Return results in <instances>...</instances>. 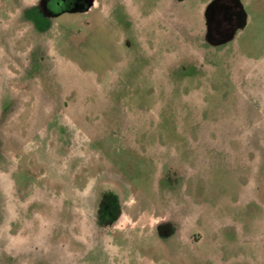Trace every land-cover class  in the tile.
I'll return each mask as SVG.
<instances>
[{
	"label": "rangeland",
	"instance_id": "374dc122",
	"mask_svg": "<svg viewBox=\"0 0 264 264\" xmlns=\"http://www.w3.org/2000/svg\"><path fill=\"white\" fill-rule=\"evenodd\" d=\"M214 1L0 0V264H264V0Z\"/></svg>",
	"mask_w": 264,
	"mask_h": 264
},
{
	"label": "flooded vegetation",
	"instance_id": "af4514ba",
	"mask_svg": "<svg viewBox=\"0 0 264 264\" xmlns=\"http://www.w3.org/2000/svg\"><path fill=\"white\" fill-rule=\"evenodd\" d=\"M47 17H58L63 12H86L92 6L91 0H42ZM233 0H216L209 8L212 34L221 39L238 28L243 12Z\"/></svg>",
	"mask_w": 264,
	"mask_h": 264
},
{
	"label": "crops",
	"instance_id": "0c3cea01",
	"mask_svg": "<svg viewBox=\"0 0 264 264\" xmlns=\"http://www.w3.org/2000/svg\"><path fill=\"white\" fill-rule=\"evenodd\" d=\"M214 1V0H213Z\"/></svg>",
	"mask_w": 264,
	"mask_h": 264
}]
</instances>
